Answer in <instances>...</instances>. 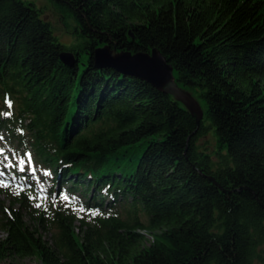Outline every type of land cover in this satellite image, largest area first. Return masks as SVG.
<instances>
[{"label":"trees","instance_id":"trees-1","mask_svg":"<svg viewBox=\"0 0 264 264\" xmlns=\"http://www.w3.org/2000/svg\"><path fill=\"white\" fill-rule=\"evenodd\" d=\"M43 1L0 0V192L40 194L56 230L50 244L0 200V264H264V0ZM105 46L159 51L203 101L198 123L171 94L97 67ZM63 197L92 224L76 232Z\"/></svg>","mask_w":264,"mask_h":264},{"label":"rangeland","instance_id":"rangeland-1","mask_svg":"<svg viewBox=\"0 0 264 264\" xmlns=\"http://www.w3.org/2000/svg\"><path fill=\"white\" fill-rule=\"evenodd\" d=\"M38 4H44L43 0H35ZM45 18L53 25L55 29L56 35L65 43H70L72 40L68 35L64 33V28L66 22L63 21L62 18L59 17L57 13H55L53 10L50 9V7L46 6L45 9ZM72 22H70L71 24ZM176 84V87L180 91L181 95L186 96L191 101V108L196 112H201L204 109V103L203 101L197 96V94L187 88H184L177 84L176 81H174ZM182 99V98H181ZM183 100V99H182ZM181 102L183 105L184 103L180 100H177ZM210 143L214 144L213 136L211 134H208L206 137L201 138L198 141L199 145H205ZM2 162L4 165H10L12 164V160L9 159L7 156H3ZM7 182L10 184L9 180L0 177V184H4ZM11 191L9 195H6V193L0 192V200L5 202L6 206L13 205V209H20L24 216L25 222L29 225L30 229H37V234H41L43 239H46L50 244L52 243V234L56 230V228L51 224V221L55 215V208L49 205V202L43 199V197L40 194H36L35 197L30 198L27 200H21L18 195V188L19 184L16 181L11 182ZM36 204H40L41 206L39 208L36 207ZM66 208L70 211H73V215H75V220L73 222V225L75 226L76 232H81V228L85 229L87 225H83V227L80 226L81 220L80 218H83L84 221H87L90 225L92 224V216L96 215V211H80L81 206L79 204L72 205L67 202V199H60L58 202L57 209L59 211H63V209ZM96 213V214H93ZM1 216V213H0ZM144 234H146V237L150 240V234L142 231ZM5 236L4 231L0 229V239H2ZM1 264H39L38 260L33 257H14L9 258L5 261H3Z\"/></svg>","mask_w":264,"mask_h":264},{"label":"water","instance_id":"water-1","mask_svg":"<svg viewBox=\"0 0 264 264\" xmlns=\"http://www.w3.org/2000/svg\"><path fill=\"white\" fill-rule=\"evenodd\" d=\"M61 58L66 64L73 62L71 53L61 54ZM94 59L97 67H114L119 72L136 76L150 83L156 89L171 94L176 100L184 103L197 123L201 118L202 113L194 111L191 108V101L186 96L181 95L174 82L172 66L156 49H152L150 53L131 54L129 52H116L115 48L109 49L108 46H105L95 50Z\"/></svg>","mask_w":264,"mask_h":264},{"label":"snow or ice","instance_id":"snow-or-ice-1","mask_svg":"<svg viewBox=\"0 0 264 264\" xmlns=\"http://www.w3.org/2000/svg\"><path fill=\"white\" fill-rule=\"evenodd\" d=\"M9 107H11V105L9 104ZM64 199H67V197H63ZM41 205L40 204H36V207L39 208ZM85 209L83 207L80 208V211H84ZM96 214V213H93Z\"/></svg>","mask_w":264,"mask_h":264}]
</instances>
